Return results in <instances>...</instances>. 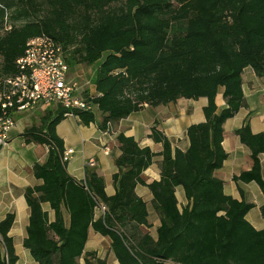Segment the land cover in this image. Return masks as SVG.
<instances>
[{
  "label": "trees",
  "instance_id": "1",
  "mask_svg": "<svg viewBox=\"0 0 264 264\" xmlns=\"http://www.w3.org/2000/svg\"><path fill=\"white\" fill-rule=\"evenodd\" d=\"M41 36L62 48L70 68L102 61L91 80L97 110L79 114L83 126L99 115L100 128L106 130L146 107L182 99H206L207 106L205 121L186 131L185 152L173 153L156 127L149 138L162 145L160 155L120 134L112 197L93 168H85L83 181L67 173L63 141L55 130L63 115L48 113L40 128L27 129L26 142L48 148L45 161L33 168L42 184L24 192L30 215L22 246L33 261L107 264L85 251L93 231L109 239L118 264H264V231L245 219L253 205L226 196L215 177L227 159L223 126L245 105L243 71L251 68L264 80V0H0V91L3 81L18 73L16 61L27 43ZM219 89L227 107L217 113ZM235 134L253 165L234 182H254L264 194V133L252 134L246 120ZM157 156L162 158L160 181L147 183L144 172ZM137 186L152 196L159 221L155 238L139 234L151 225L148 203L136 195ZM177 187L188 201L182 210ZM102 207L104 214L97 216ZM14 220L8 214L0 222V264L18 262L9 236Z\"/></svg>",
  "mask_w": 264,
  "mask_h": 264
},
{
  "label": "crops",
  "instance_id": "2",
  "mask_svg": "<svg viewBox=\"0 0 264 264\" xmlns=\"http://www.w3.org/2000/svg\"><path fill=\"white\" fill-rule=\"evenodd\" d=\"M101 63L102 61L98 62L96 67ZM71 71H74V77L69 79L77 80L79 83L83 81L80 83L82 91L87 95L95 96V87L91 85L94 72L90 70L85 73L80 65L70 68L69 72ZM223 91V89H219L215 98L217 113L227 107L223 99ZM242 92L244 107L223 126L222 147L227 154V159L222 168L215 172V177L223 182V191L226 196L237 201L244 200L253 205L245 219L255 230L264 231V217L261 216V207H264V194L254 182L248 184L234 182V177H239L242 173L250 171L253 165L249 149L241 144L235 132L248 120L252 134L264 133V80L259 79L251 68H246L243 71ZM206 106V99L197 101L182 99L166 106L146 107L118 123L108 125L106 130L100 128L102 117L99 115L96 122L89 126H83L79 118L63 116L64 119L56 126L55 130L57 136L63 141L64 150L74 151L67 163V173L75 180L83 181L88 162L95 161L93 169L103 178L106 195L112 197L117 190L112 177L118 172L114 161L120 155L117 143V137L120 134L127 138H133L141 149L148 148L154 154L160 155L163 150L162 145L155 144L149 138L151 129L156 127L171 143L173 153L177 149L185 152L189 147L186 131L190 126L205 121L203 109ZM48 113L52 117H56L64 115V109L60 104L55 103L39 105L26 112H11L14 126L9 133L7 145L0 148V222L8 214L15 216L9 236L13 239L18 257L16 264H32L34 262L29 251L22 246L30 215L24 192L27 188L38 187L42 184V181L37 180L33 175V168L36 164L43 163L48 154L46 146L26 142L22 136L27 129L40 128ZM161 160L160 156L155 157L151 167L144 172L147 182L160 181ZM260 163L261 177L264 180V155L260 156ZM135 193L146 203H150L152 200L149 190L145 187L137 186ZM175 195L179 210H182L188 205L183 189L177 187ZM43 210L48 212L50 221H53V212L47 204L43 205ZM98 216H100L99 212ZM158 227L159 221H157V225H154L155 231ZM105 240L106 238L90 231L85 251L96 253L100 243H105ZM34 264L36 263L34 262ZM116 264L118 263L116 262Z\"/></svg>",
  "mask_w": 264,
  "mask_h": 264
},
{
  "label": "built area",
  "instance_id": "3",
  "mask_svg": "<svg viewBox=\"0 0 264 264\" xmlns=\"http://www.w3.org/2000/svg\"><path fill=\"white\" fill-rule=\"evenodd\" d=\"M18 73L3 81L0 91V148L7 145L14 121L11 112H26L39 105L58 103L64 117L79 118L81 113H94L95 96L86 95L76 80L69 79V66L64 51L52 39L41 36L30 40L25 54L16 61ZM73 150H65L62 161L68 163ZM87 167L94 168L90 160ZM105 208L99 210L103 215Z\"/></svg>",
  "mask_w": 264,
  "mask_h": 264
},
{
  "label": "rangeland",
  "instance_id": "4",
  "mask_svg": "<svg viewBox=\"0 0 264 264\" xmlns=\"http://www.w3.org/2000/svg\"><path fill=\"white\" fill-rule=\"evenodd\" d=\"M7 29H8V27H7ZM82 68H83L85 73H88L90 70L94 72L96 65H94L93 67L82 66ZM73 72L72 71L69 72V78L74 77ZM82 82L83 81H80V83H82ZM146 181H147V179H146ZM147 183H149V181ZM148 211L150 212L149 223L151 225V228L150 229L141 228L139 231V234L149 233L152 237H155L156 231L154 229V225H157L158 216H157L156 212H154L152 205L149 202H148ZM97 216H98V213H97ZM96 254L100 259H104L107 262V264H116L115 259L113 257V254L110 252V241L108 238H106L105 243H103V242L100 243V247L97 249ZM80 263L82 264V261ZM22 264H25V263H22ZM32 264H34V262Z\"/></svg>",
  "mask_w": 264,
  "mask_h": 264
}]
</instances>
